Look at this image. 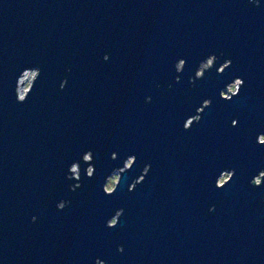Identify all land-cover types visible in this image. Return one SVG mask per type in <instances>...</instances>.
Instances as JSON below:
<instances>
[{
    "label": "water",
    "instance_id": "1",
    "mask_svg": "<svg viewBox=\"0 0 264 264\" xmlns=\"http://www.w3.org/2000/svg\"><path fill=\"white\" fill-rule=\"evenodd\" d=\"M261 135L264 0H0V264H264Z\"/></svg>",
    "mask_w": 264,
    "mask_h": 264
},
{
    "label": "clouds",
    "instance_id": "2",
    "mask_svg": "<svg viewBox=\"0 0 264 264\" xmlns=\"http://www.w3.org/2000/svg\"><path fill=\"white\" fill-rule=\"evenodd\" d=\"M256 5L258 6V3ZM215 57L217 58L216 55H215ZM103 59L107 60L108 57L104 56ZM185 63H186L185 60L180 58L179 59V63L176 64L175 67H174L176 73L178 74L175 77V81L176 82H179V74L182 73V71L184 69V68L181 69V66L185 67ZM230 65H231V60L225 59L224 63H223V66L219 65V67L216 69L217 74H222L224 72L225 68L230 67ZM213 66H214L213 58L211 56L208 59H206V60L203 59L202 61H200L198 63V66H197L195 72H194V75L192 76V79L189 81V84H192L194 82V80H196V79L203 78L205 70L208 71ZM243 84H244V81L241 78H239V77L235 78V83H233L231 85V87L227 88V91L229 93H231V95L230 96H223V95L219 94L220 98L222 100H225V101H230L233 97L238 95V93H239V91H240V89H241ZM201 103H206L207 106H210L211 101L208 100V99H205ZM189 123H192V122L190 121ZM235 124H236V121H233L232 122V126H235ZM184 130H187V126H185ZM260 139H261V142H264V137H261ZM85 152H91V151L89 150V151H85ZM109 159L112 160L111 153L109 155ZM135 160H136L135 156L131 155V158L127 159L126 162L122 161L123 167L121 168V172H123L125 170H127V171L130 170L133 167V165L135 163ZM80 161H82V162H84V163H86L88 165V167H86V169H85L86 170V174L85 175H86V177L91 178L92 177V172H93V169H94V167L91 164L92 159H90L88 155H82L80 157ZM75 163H77V161H74V162L71 163V165H70L71 166V171H75V166H74ZM70 166L68 167L67 172H66V179L73 180V177L71 176L70 171H69ZM149 170H150V165L149 164H145L144 167L141 169L140 175L137 178L133 179L131 184H129V185H131L130 187H128V190L130 192L135 189V186L137 184H140L141 182H143L144 177L149 172ZM261 175H264V173H261ZM79 179H80L79 177L76 178V181H79ZM120 180H121V178L119 176H112L111 173L108 176H106L104 181L106 182L107 187H106V189L102 187L103 193L106 196H110V195L114 194V192L117 189V186L120 183ZM226 180H228V177L227 176L223 177L221 179V181H220V184L223 185ZM259 183H260V181L257 180V179H253V180L250 181L251 186H254V187L258 186ZM79 186H80L79 183L71 184V185H69V190L74 191ZM67 203H70V202L68 201ZM262 203H264V200H262ZM63 209L64 208L61 206L58 210H63ZM212 210H214V208ZM122 214H123V209H119V211L116 214V218L112 219L110 222H105V227H107V228L115 227L118 224L119 216H121ZM35 219H36V217H32V221L33 222L35 221ZM117 251L118 252H123L122 246H117ZM94 264H99V261L97 259H95Z\"/></svg>",
    "mask_w": 264,
    "mask_h": 264
},
{
    "label": "rangeland",
    "instance_id": "3",
    "mask_svg": "<svg viewBox=\"0 0 264 264\" xmlns=\"http://www.w3.org/2000/svg\"><path fill=\"white\" fill-rule=\"evenodd\" d=\"M25 72H27V73L23 76V79H22L21 81H19V83L16 82L17 84H19L18 86H20V88H22V89L24 90V92H26V90H27V88H28V86H29V83H30V81L33 79V77H34L36 71H35L34 68H32V69H29V71L26 70ZM18 79H19V77H18ZM233 83H235V80H234L233 82H231V84H229V85L227 84V87H226V89H225V92H224V90H223V91H221L220 94L226 96L227 88L231 87V85H232ZM24 92H22V95H19L20 98L24 95ZM227 92H228V91H227ZM261 137H264V136L261 135V136L259 137V139H260ZM73 172H76V167H75V171H73ZM73 174H74V173H73ZM111 175H112V176H117V174H116L115 172L111 173ZM227 175H228L227 173H223V174H221V175L219 176V178L217 179V182L220 183L221 179H222L223 177L227 176ZM255 179L259 180L258 177H255ZM103 183H104V188L106 189L107 184H106V182H103ZM112 219H113V218H111L110 221H111Z\"/></svg>",
    "mask_w": 264,
    "mask_h": 264
},
{
    "label": "bare ground",
    "instance_id": "4",
    "mask_svg": "<svg viewBox=\"0 0 264 264\" xmlns=\"http://www.w3.org/2000/svg\"><path fill=\"white\" fill-rule=\"evenodd\" d=\"M26 71V70H25ZM25 71H22V73L19 75V79L17 80V83H19V81H21L23 79V76L27 73ZM29 71V68H28ZM19 84L16 85V94L19 97V95H22V92H24V90L22 88H20V86H18Z\"/></svg>",
    "mask_w": 264,
    "mask_h": 264
}]
</instances>
